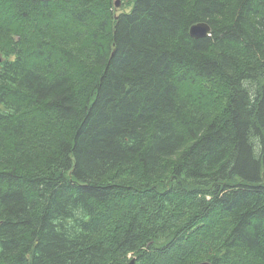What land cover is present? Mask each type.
I'll return each mask as SVG.
<instances>
[{
	"label": "trees",
	"instance_id": "obj_1",
	"mask_svg": "<svg viewBox=\"0 0 264 264\" xmlns=\"http://www.w3.org/2000/svg\"><path fill=\"white\" fill-rule=\"evenodd\" d=\"M131 258L264 264V0H0V264Z\"/></svg>",
	"mask_w": 264,
	"mask_h": 264
},
{
	"label": "water",
	"instance_id": "obj_2",
	"mask_svg": "<svg viewBox=\"0 0 264 264\" xmlns=\"http://www.w3.org/2000/svg\"><path fill=\"white\" fill-rule=\"evenodd\" d=\"M115 5L116 7L119 5V0H115ZM209 30H210L209 24L207 22L201 21V22L194 23L190 26L189 34L190 36L195 37V38L204 37L207 34H209ZM125 264H135L134 258H131ZM191 264H212V263L204 260V261L194 262Z\"/></svg>",
	"mask_w": 264,
	"mask_h": 264
},
{
	"label": "rangeland",
	"instance_id": "obj_3",
	"mask_svg": "<svg viewBox=\"0 0 264 264\" xmlns=\"http://www.w3.org/2000/svg\"><path fill=\"white\" fill-rule=\"evenodd\" d=\"M131 2L132 0H119V5L116 7V12L128 10ZM113 3H115V0H113Z\"/></svg>",
	"mask_w": 264,
	"mask_h": 264
}]
</instances>
